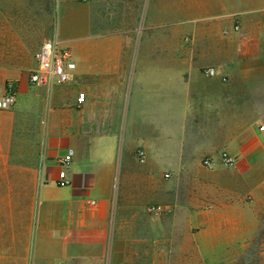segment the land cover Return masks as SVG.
<instances>
[{
    "label": "crops",
    "instance_id": "1",
    "mask_svg": "<svg viewBox=\"0 0 264 264\" xmlns=\"http://www.w3.org/2000/svg\"><path fill=\"white\" fill-rule=\"evenodd\" d=\"M157 1L203 11L195 49L158 33L134 50L131 37L95 33L79 1L59 2L49 31L33 22L42 0H0V98L9 84L17 96L0 110V169L38 172L33 264H241L258 244L264 0ZM46 39L72 49L71 82L30 84ZM27 137L38 138L37 163L18 165ZM69 150L71 185L60 187Z\"/></svg>",
    "mask_w": 264,
    "mask_h": 264
},
{
    "label": "rangeland",
    "instance_id": "2",
    "mask_svg": "<svg viewBox=\"0 0 264 264\" xmlns=\"http://www.w3.org/2000/svg\"><path fill=\"white\" fill-rule=\"evenodd\" d=\"M45 1L42 0V8H34V23L47 24L49 31H52L59 2L79 1L90 9L95 33L131 37L134 50L140 48L146 38L158 33L175 37L178 49H195L199 44L198 34L204 31L203 11L191 5V8L162 9L154 7V0ZM163 1L158 0L157 6L166 4ZM19 143L16 146L19 156L16 163L35 165L40 148L38 138H22ZM40 184L36 170L22 167L0 169V264H33L32 213L38 208ZM257 242L256 246L242 249L241 264H264V224Z\"/></svg>",
    "mask_w": 264,
    "mask_h": 264
},
{
    "label": "built area",
    "instance_id": "3",
    "mask_svg": "<svg viewBox=\"0 0 264 264\" xmlns=\"http://www.w3.org/2000/svg\"><path fill=\"white\" fill-rule=\"evenodd\" d=\"M36 68L30 74V84L34 87H45L52 84L64 85L74 79L77 68L74 53L70 47L64 46L57 39H46L35 53ZM203 74L215 76L216 68H207ZM17 96L14 92L13 85H8V92L0 98V110H9L15 106ZM85 98H78V103L83 104ZM264 130V127L261 128ZM74 151L69 150L67 155L61 160V168L58 174L57 184L60 187L71 185L68 178V171L72 166ZM144 154L140 153V161H144ZM222 162L227 166H234V159L227 153L221 154ZM204 165L208 168L214 166L213 160H206ZM151 213L159 211L158 207L152 206L149 210Z\"/></svg>",
    "mask_w": 264,
    "mask_h": 264
},
{
    "label": "bare ground",
    "instance_id": "4",
    "mask_svg": "<svg viewBox=\"0 0 264 264\" xmlns=\"http://www.w3.org/2000/svg\"><path fill=\"white\" fill-rule=\"evenodd\" d=\"M201 13V12H200ZM197 20H199V19H197ZM199 23V22H198ZM183 25V24H182Z\"/></svg>",
    "mask_w": 264,
    "mask_h": 264
}]
</instances>
